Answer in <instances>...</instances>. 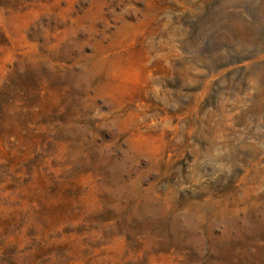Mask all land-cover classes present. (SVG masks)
<instances>
[{
    "label": "rangeland",
    "instance_id": "obj_1",
    "mask_svg": "<svg viewBox=\"0 0 264 264\" xmlns=\"http://www.w3.org/2000/svg\"><path fill=\"white\" fill-rule=\"evenodd\" d=\"M0 264H264V0H0Z\"/></svg>",
    "mask_w": 264,
    "mask_h": 264
}]
</instances>
